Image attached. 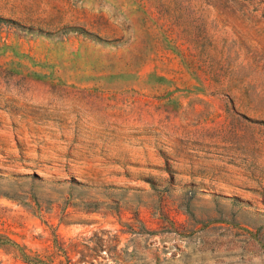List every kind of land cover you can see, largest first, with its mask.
<instances>
[{
  "label": "rangeland",
  "instance_id": "rangeland-1",
  "mask_svg": "<svg viewBox=\"0 0 264 264\" xmlns=\"http://www.w3.org/2000/svg\"><path fill=\"white\" fill-rule=\"evenodd\" d=\"M0 264H264V0H0Z\"/></svg>",
  "mask_w": 264,
  "mask_h": 264
}]
</instances>
